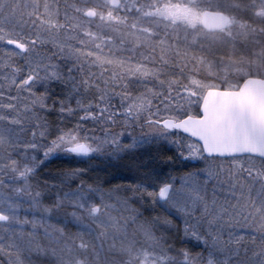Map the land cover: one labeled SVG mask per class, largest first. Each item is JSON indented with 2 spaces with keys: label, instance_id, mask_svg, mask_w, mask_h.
Segmentation results:
<instances>
[{
  "label": "snow or ice",
  "instance_id": "obj_1",
  "mask_svg": "<svg viewBox=\"0 0 264 264\" xmlns=\"http://www.w3.org/2000/svg\"><path fill=\"white\" fill-rule=\"evenodd\" d=\"M72 11L51 27H75ZM48 32L3 41L30 54L0 74V264H264V133L247 110L218 117L210 86L119 58L105 75ZM221 124L260 141L224 147ZM101 239L119 250L102 258Z\"/></svg>",
  "mask_w": 264,
  "mask_h": 264
},
{
  "label": "rangeland",
  "instance_id": "obj_2",
  "mask_svg": "<svg viewBox=\"0 0 264 264\" xmlns=\"http://www.w3.org/2000/svg\"><path fill=\"white\" fill-rule=\"evenodd\" d=\"M111 1L9 0L5 8L12 11L0 14V74L11 75L12 66L22 68L23 57L30 54L8 47L4 40L26 42L49 29V49L56 40L79 47L94 64L100 56L105 63L94 70L103 68L105 75L115 67L107 61L119 58L125 67L141 65L164 79H181L197 93L206 90L204 85L219 89L222 84L239 85L247 77L264 78V0ZM69 9L75 27H51L57 21L66 23ZM206 10L230 17L229 26L205 30L201 17ZM85 11L92 14L84 15ZM110 243L97 242L102 258L119 250V245L111 249Z\"/></svg>",
  "mask_w": 264,
  "mask_h": 264
},
{
  "label": "water",
  "instance_id": "obj_3",
  "mask_svg": "<svg viewBox=\"0 0 264 264\" xmlns=\"http://www.w3.org/2000/svg\"><path fill=\"white\" fill-rule=\"evenodd\" d=\"M111 4L117 5L118 2L113 0ZM229 24L230 17L224 13L209 10L202 13L201 25L207 31L224 30ZM16 49L21 51L19 48ZM212 89L205 98V105L218 117L222 118L223 114L233 107H240L251 115L253 128L264 133V78L247 77L246 83L240 87L238 93L220 92L218 88ZM213 134L224 147L243 144L254 150L257 142L260 141L259 136H249L246 131L238 130L234 125L227 127L218 125L213 129Z\"/></svg>",
  "mask_w": 264,
  "mask_h": 264
},
{
  "label": "trees",
  "instance_id": "obj_4",
  "mask_svg": "<svg viewBox=\"0 0 264 264\" xmlns=\"http://www.w3.org/2000/svg\"><path fill=\"white\" fill-rule=\"evenodd\" d=\"M8 47H11V48H13V49H15L14 47H12V46H10V45H7ZM17 50V49H16Z\"/></svg>",
  "mask_w": 264,
  "mask_h": 264
}]
</instances>
